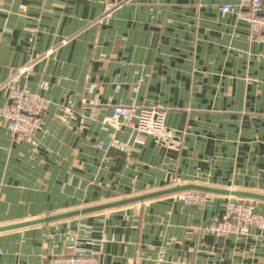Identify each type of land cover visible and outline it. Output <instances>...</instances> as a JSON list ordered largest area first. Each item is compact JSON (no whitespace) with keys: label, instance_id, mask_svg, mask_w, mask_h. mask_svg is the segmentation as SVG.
<instances>
[{"label":"crops","instance_id":"obj_1","mask_svg":"<svg viewBox=\"0 0 264 264\" xmlns=\"http://www.w3.org/2000/svg\"><path fill=\"white\" fill-rule=\"evenodd\" d=\"M241 14L234 0H0V227L184 185L264 196V45ZM12 83L48 102L31 139L1 116ZM115 106L164 109L172 141L123 148L131 131L103 123ZM208 195L2 232L0 264L75 250L100 264H264L259 230L207 231L231 198Z\"/></svg>","mask_w":264,"mask_h":264},{"label":"built area","instance_id":"obj_2","mask_svg":"<svg viewBox=\"0 0 264 264\" xmlns=\"http://www.w3.org/2000/svg\"><path fill=\"white\" fill-rule=\"evenodd\" d=\"M234 1L242 11L241 17L248 26L250 39L264 45L263 0ZM230 9V5L220 8L222 13H227ZM47 106L48 102L38 94L12 83L8 87V104L2 109L1 116L15 138L27 140L41 130L42 117ZM103 123L116 129L128 128L131 131V138L127 146H142L149 137L169 139L166 111L162 108L115 106L112 115L105 117ZM97 147L102 148L103 143L99 142ZM208 196L206 193L196 191L179 194L185 204L198 208L205 206ZM253 228L264 233V214L257 212L249 200L229 198L223 218L207 228V231L220 237L244 236ZM46 264H100V261L95 256L75 250L70 254L52 257Z\"/></svg>","mask_w":264,"mask_h":264},{"label":"water","instance_id":"obj_3","mask_svg":"<svg viewBox=\"0 0 264 264\" xmlns=\"http://www.w3.org/2000/svg\"><path fill=\"white\" fill-rule=\"evenodd\" d=\"M188 191H196V192H201V193H206V194H216V195H222V196H227L231 198L264 202L263 195H259V194H255L251 192L222 190V189L208 188V187L197 186V185H184V186H176L174 188H170L167 190L144 194L141 196L127 198V199H123V200H119L116 202H111V203H107V204H103L99 206H94V207L83 209L80 211L60 214L56 216H49L47 218H43V219L31 221V222L0 227V233L12 231V230L24 229L28 227L43 225V224H49L52 222L61 221L64 219L73 218V217H77L81 215L93 214V213L107 211L111 209L142 204V203H145L147 201L154 200L157 198L170 196V195H177V194L188 192Z\"/></svg>","mask_w":264,"mask_h":264},{"label":"rangeland","instance_id":"obj_4","mask_svg":"<svg viewBox=\"0 0 264 264\" xmlns=\"http://www.w3.org/2000/svg\"><path fill=\"white\" fill-rule=\"evenodd\" d=\"M115 128V127H114ZM116 129V128H115ZM116 130H120V129H116ZM169 135V134H168ZM150 138H152V137H150ZM153 139H155V140H159V141H162V142H171L172 140H171V138H170V135H169V139L168 140H160V139H156V138H153ZM123 148H129L130 146H127L126 144L124 145V146H122ZM131 148V147H130Z\"/></svg>","mask_w":264,"mask_h":264}]
</instances>
